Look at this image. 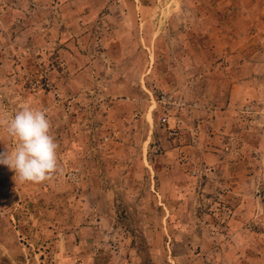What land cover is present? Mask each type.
<instances>
[{
    "label": "rangeland",
    "instance_id": "374dc122",
    "mask_svg": "<svg viewBox=\"0 0 264 264\" xmlns=\"http://www.w3.org/2000/svg\"><path fill=\"white\" fill-rule=\"evenodd\" d=\"M25 105L62 171L0 164V264H264V0H0V115Z\"/></svg>",
    "mask_w": 264,
    "mask_h": 264
},
{
    "label": "clouds",
    "instance_id": "9594fccd",
    "mask_svg": "<svg viewBox=\"0 0 264 264\" xmlns=\"http://www.w3.org/2000/svg\"><path fill=\"white\" fill-rule=\"evenodd\" d=\"M0 128L16 141L11 150L0 153V164L15 172V180L40 184L62 171L59 145L45 111L25 105L12 117L0 115Z\"/></svg>",
    "mask_w": 264,
    "mask_h": 264
},
{
    "label": "built area",
    "instance_id": "2783aa9c",
    "mask_svg": "<svg viewBox=\"0 0 264 264\" xmlns=\"http://www.w3.org/2000/svg\"><path fill=\"white\" fill-rule=\"evenodd\" d=\"M156 105L160 108L161 111V124L165 125L164 127L167 129V131H169V135L176 136V126L177 124H179V121H176V112L181 110L184 106L182 99L180 97H177L175 93H162L157 98ZM170 122L173 124L170 125ZM107 140L108 138L104 139V141Z\"/></svg>",
    "mask_w": 264,
    "mask_h": 264
},
{
    "label": "crops",
    "instance_id": "0c3cea01",
    "mask_svg": "<svg viewBox=\"0 0 264 264\" xmlns=\"http://www.w3.org/2000/svg\"><path fill=\"white\" fill-rule=\"evenodd\" d=\"M150 109H151V107H150Z\"/></svg>",
    "mask_w": 264,
    "mask_h": 264
}]
</instances>
